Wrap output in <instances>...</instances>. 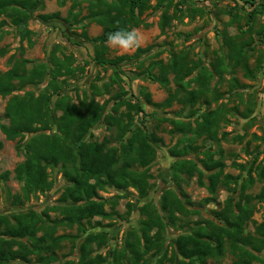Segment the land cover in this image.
Returning a JSON list of instances; mask_svg holds the SVG:
<instances>
[{
  "label": "rangeland",
  "instance_id": "374dc122",
  "mask_svg": "<svg viewBox=\"0 0 264 264\" xmlns=\"http://www.w3.org/2000/svg\"><path fill=\"white\" fill-rule=\"evenodd\" d=\"M74 2H77V6L73 11H79V22L68 19L70 7ZM261 2L262 0H149L150 7L140 15L147 25L142 23L132 29L141 37L139 47L150 48L146 52L137 53L136 48L122 51L107 45L105 55L108 57L121 54L131 56L120 64L117 75L114 65H101L93 59L95 43L91 39L102 33V26L87 17L89 0H40L27 24L31 33L23 38L19 27L12 23L10 17L0 14V75L21 59L26 60L27 72L37 63L47 64L41 81L26 84L24 88L6 96L0 94V125L10 122L6 116V105L13 94H24L29 90L38 94L46 89L51 96L52 107L60 95H69L76 104L90 100L101 104L107 100V111H111L113 116H118L119 112L115 113L111 109L117 100L114 95L121 93L126 99L142 102L147 114V131L159 137V140L153 143L155 157L148 166L152 177L148 179L150 187L147 194L141 196L133 186L117 188L107 185L105 189H99L98 193L106 201L105 210L113 213L112 217L94 216L82 220L87 232H108L105 243L101 246L95 243L92 245L91 254H101L105 264L115 263L116 252L124 248L130 230L139 231L140 220L144 217L141 215L140 206L150 201L161 210L160 204L166 189L176 191L191 212L187 216L177 213L181 220L178 218L175 224H171L163 215L166 220V228L162 232L163 249L156 255L154 250L145 254L144 258H147L150 264H155L165 250L167 256L163 259V264H172L170 257L176 237L180 233L191 231L190 227L196 226V220L218 222L214 211L223 209L230 201L233 211L237 212L235 204L242 198V185L249 177H252L254 182L247 183L244 195L250 196L253 211L246 221L245 233L256 235V226L264 221V200L257 197L264 185V180H261L257 173L258 167L264 165V7ZM47 13L58 15L47 21L39 18V15ZM164 14L169 18L161 27ZM84 32L90 39L82 36ZM241 51L243 55L239 54ZM178 52L187 55L190 65H197L181 82L184 85L189 83L188 89L198 88L199 84L195 78L203 68L211 73L208 89L192 106L196 110L193 115L188 114L189 105L184 106L174 100L170 106L157 107L148 103L144 96L145 92H149L152 101L160 103L169 96L170 91L179 89L180 94H184L173 73L168 74L170 82L166 87L154 80L145 70L153 61L168 63L172 54ZM53 54L60 60L72 55L70 65L75 68L73 74L55 77L58 92L49 86V81L53 78L50 72L54 67ZM220 61L222 68L219 66ZM221 69L224 70L221 72ZM151 70L159 73L158 65L154 63ZM234 78L237 84L233 83ZM64 80L66 82H63ZM14 82L17 83V80ZM92 84L96 85L99 93H94ZM124 110L125 106L119 109ZM209 110H218L216 116L220 117L217 120L216 140L202 134L195 137L187 153L182 156L174 155L171 151L174 147L180 149L189 146L188 141L180 139L193 134L174 130L173 120L191 121L192 127L195 128V118ZM61 113V110H51L54 117ZM140 115L141 113L133 116V123L140 124ZM115 128V125L110 126L105 121H100L90 129L85 139L100 141L109 136L111 141L108 144L119 145ZM45 131H58L57 122ZM34 134L26 133L23 139L18 137L10 140L0 129V141L3 143L0 148V215L9 216L15 211L29 209L42 213L47 207L66 203L61 200V196L69 182L64 176L61 163L47 168L48 180L52 182L50 189L31 193L27 199L22 197L23 182L15 177V168L26 159V155L18 146H22ZM208 152L214 153L213 160L221 159L225 163L223 173L232 175V178L228 179V186L220 182L216 193L211 194L206 186L198 183L197 173L190 176L183 171L178 179L173 178V163L180 159H189L203 169L202 178L208 182L210 171L206 170L201 162L207 158ZM134 168L141 170L143 167ZM6 171H9V176L4 178ZM16 195L22 197V203H15ZM246 196H243V202ZM128 203L132 205L129 213ZM48 213L50 218H62L59 210H49ZM183 221L189 223L183 225ZM155 230L156 228L152 233ZM79 233L77 223L73 226L65 223L57 226L55 234L65 237L61 241V247L57 249V260L50 264L63 263L70 259L78 264L79 245L85 236ZM40 234L41 231L38 232V235ZM22 240L25 241L26 238ZM225 247L223 256L208 258L205 264H233L236 255L228 242ZM260 254L264 257V249ZM30 258L31 262L28 264H37L35 255ZM122 263L131 264L127 259ZM253 264L261 263L255 261Z\"/></svg>",
  "mask_w": 264,
  "mask_h": 264
},
{
  "label": "trees",
  "instance_id": "16d2710c",
  "mask_svg": "<svg viewBox=\"0 0 264 264\" xmlns=\"http://www.w3.org/2000/svg\"><path fill=\"white\" fill-rule=\"evenodd\" d=\"M149 0H89L87 17L90 21L97 22L102 26V33L93 37L95 43V62L101 65H114L115 74H118L120 64L130 59L126 54L115 57L106 56L108 46L107 35L117 29H132L139 27L144 21L140 18L141 13L150 7ZM253 2V0H250ZM40 0H0V14L10 17L12 23L19 27L21 37L28 36L31 31L27 28L29 19L32 18L33 10ZM161 3V1H159ZM264 7V0L261 2ZM77 2L72 3L68 19L79 22V11H73ZM58 13H47L39 15L41 20L47 21ZM161 27L169 16L163 15ZM67 19V20H68ZM3 22V21H2ZM1 22V23H2ZM147 25L146 23H144ZM90 39L86 32L82 34ZM150 47H138L137 53L146 52ZM135 53V54H137ZM243 55V51L239 52ZM54 67L51 69L53 78L49 86L55 92L59 87L55 85L57 75L73 74L72 55L60 60L52 55ZM26 60L14 63L13 67L0 75V94L6 96L15 90L24 88L26 84L41 81L47 67L46 63L35 64L29 72L25 68ZM156 63L159 73H154L151 66ZM151 66L145 70L154 80L163 86H168L169 73L174 74L175 81L180 84L184 94L177 89L170 91L169 96L160 103H154L149 92H145L146 101L157 107L170 106L174 100L189 105V115L196 110L192 106L199 100L200 96L208 89L211 73L203 68L195 78L198 88L188 89L189 83L181 84L184 76L190 74L197 65H190L187 55L184 53H173L168 63L162 61L151 62ZM219 66L223 64L220 61ZM217 68V67H216ZM224 69H221V72ZM17 80V83L14 82ZM63 82H66L65 80ZM233 83L237 84L236 79ZM94 93H99L96 85L92 84ZM169 88V87H168ZM170 90V89H169ZM112 109L118 116H113L107 111L108 101L103 103L83 101L76 104L69 95H60L51 106V96L45 91L36 94L34 91H26L24 94H13L6 105V116L10 119L9 124L1 123L0 129L7 139L15 140L18 137L23 139L26 133H35L18 149L23 150L26 159L15 168V177L23 182V196L26 199L29 194L37 191L44 192L52 186L48 180V167L62 164L64 176L69 182L61 196L64 205L47 207L39 213L34 209L27 211H15L11 215H0V264H28L31 262V255L36 256L37 264H50L57 260V249L61 247V241L65 235H56L57 226L65 223L73 226L79 225V234H85L79 245L78 264H105L101 254H92V245L95 243L101 246L106 242L108 232L90 231L84 226L82 220L94 216L112 217L113 213L105 210L106 201L99 195V189H105L107 185H114L117 188L128 186L136 187L141 196L147 194L150 184L148 166L155 157L153 143L159 140L154 133L147 131L145 117L147 114L140 100L132 101L124 98L121 93H116ZM125 106L124 111H119ZM61 110L58 117L51 115V110ZM218 110H209L198 118H195L196 127H192L191 121L173 120L174 130L186 134L191 132L193 136L180 139L188 141L189 146L171 151L174 155L182 156L187 153L195 137L207 134L209 138L216 140V127L218 125ZM138 121L133 123V116L140 114ZM201 118V119H200ZM57 122L58 131L46 132L51 129L54 122ZM100 121H105L110 126H116V140L119 145L108 144L111 141L109 136L102 140L88 141L85 136L90 129ZM134 124V127H132ZM3 143L0 141V148ZM178 146V144H176ZM194 149V148H193ZM213 152L206 153L207 158L201 162L206 170H209L208 182L204 181L203 169L189 159H180L173 163L172 176L175 179L180 177L181 172L188 175L198 174V183L206 186L211 194H215L218 184L222 182L228 186L230 174L223 173L225 163L221 159L213 160ZM238 165L237 163H235ZM142 166L141 170L134 168ZM244 167L243 165H239ZM258 176L264 180V165L258 167ZM9 176V171L4 173V178ZM222 176V177H221ZM254 179H249L242 185L241 199L235 204L237 212L233 211V204L228 202L221 210H215L218 222L213 220L195 221V227L191 231L180 233L172 247V264H205L208 258H219L225 253V244L229 243L232 252L236 255L233 264H253L257 261L264 264V257L260 252L264 249V221L256 226V235L245 233L246 221L252 214L250 199L244 195L247 183L253 184ZM243 196H246L243 202ZM22 197L15 196V203H22ZM264 200V185L257 195ZM116 201H114V205ZM129 204L130 212L132 208ZM159 210L152 202H146L140 206L141 215L139 231L132 229L125 239L124 248L117 250L114 264H124L127 259L131 264H150L145 254L154 250L156 255L163 249V234L168 220L175 224L177 213L187 216L191 211L187 209L179 195L173 189H166ZM49 210H59L62 218H50ZM197 213V210H195ZM166 217V220L163 218ZM181 220V219H180ZM100 224V222H97ZM183 225L189 222H182ZM156 230L152 233V230ZM41 234L38 235V232ZM7 236V237H6ZM22 238H26L25 241ZM75 238V237H73ZM16 246V247H15ZM153 254V255H154ZM166 250L157 259L155 264H163L166 258ZM179 256V257H178ZM57 264H75L73 260H67Z\"/></svg>",
  "mask_w": 264,
  "mask_h": 264
},
{
  "label": "clouds",
  "instance_id": "9594fccd",
  "mask_svg": "<svg viewBox=\"0 0 264 264\" xmlns=\"http://www.w3.org/2000/svg\"><path fill=\"white\" fill-rule=\"evenodd\" d=\"M106 43L111 48L129 51L140 46L141 37L134 29H117L107 35Z\"/></svg>",
  "mask_w": 264,
  "mask_h": 264
}]
</instances>
